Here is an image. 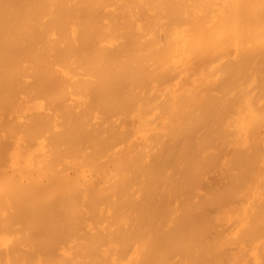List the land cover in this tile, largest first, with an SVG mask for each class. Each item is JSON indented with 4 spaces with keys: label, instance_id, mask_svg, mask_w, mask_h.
I'll return each mask as SVG.
<instances>
[{
    "label": "bare ground",
    "instance_id": "1",
    "mask_svg": "<svg viewBox=\"0 0 264 264\" xmlns=\"http://www.w3.org/2000/svg\"><path fill=\"white\" fill-rule=\"evenodd\" d=\"M0 264H264V0H0Z\"/></svg>",
    "mask_w": 264,
    "mask_h": 264
}]
</instances>
